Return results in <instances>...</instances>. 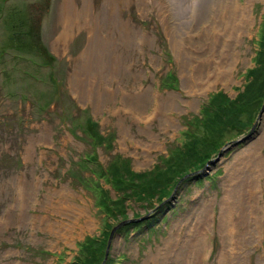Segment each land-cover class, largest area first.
<instances>
[{
	"label": "rangeland",
	"instance_id": "374dc122",
	"mask_svg": "<svg viewBox=\"0 0 264 264\" xmlns=\"http://www.w3.org/2000/svg\"><path fill=\"white\" fill-rule=\"evenodd\" d=\"M84 1L102 37L90 46L99 50L88 66L97 55L111 75L93 79L82 66L75 77L88 91L80 98L70 78L90 39L85 26H74L55 46L65 0H0V264H68L78 242L103 238L106 250L109 234L110 264H217L223 207L240 213L235 201L257 180L264 209V99L240 117L245 125L222 131L217 151L181 181L188 159L171 153L188 127L204 134L191 120L211 93L235 98L248 69L264 63L256 56L264 0H71L79 22ZM232 2L246 8L249 22L233 44L231 80H190L216 55L210 36L222 31L215 23ZM157 170L167 177L151 205L137 191L112 189L116 174H144L138 183L145 185ZM120 212L134 227L115 232ZM262 227L248 264L264 252Z\"/></svg>",
	"mask_w": 264,
	"mask_h": 264
},
{
	"label": "bare ground",
	"instance_id": "6f19581e",
	"mask_svg": "<svg viewBox=\"0 0 264 264\" xmlns=\"http://www.w3.org/2000/svg\"><path fill=\"white\" fill-rule=\"evenodd\" d=\"M85 2L86 1H84V3ZM105 2H108V0H105ZM113 3H115V0H113ZM87 4H88L87 2L84 4L85 6H83V9L81 11V14L83 15V18L85 20L83 22H79V19H76L75 18L76 16L73 13V4L71 0H65L62 6L63 7L62 11H61L62 31L61 33L58 34V36L56 37V41H55V46L57 48L62 47L61 45L65 44L67 40V36L69 35L68 32L70 33L74 26L76 27L85 26L87 28L88 36L90 39L89 45L86 46V49L82 52L81 57H79L80 55L78 56L80 59L77 58L78 60L76 61V63L77 62L79 63V60H80V63L79 64L75 63L76 65L74 67V73L71 76L72 78H70L72 81L71 83L72 88H73L72 90L77 92L80 98H85L84 92L88 91L86 89L83 92L80 89L82 88L81 81H79L75 77V74L82 68V66L84 65L87 66L86 68L89 70L90 74H92L91 77L93 79H97V80L100 79L102 81L103 80L105 81L106 80L105 78L111 75V74L106 75L105 70H107V67L104 70V68L100 66L102 62L101 60L97 59L98 58L97 55L95 56V59L92 58L94 59V63L88 66L89 61L91 60L89 57L91 56V53L96 54L98 53V50H99L97 43L94 45V50H92L93 45H92V49H90L91 48L90 46L91 44H94V42L101 40L102 37L99 36L100 35L99 33H97L98 19H91L90 14L92 13L91 12L92 9L88 7ZM236 4L237 3L235 2L230 3L229 5L225 7L227 8L226 12L224 13L222 12V14L224 15L223 16H220V14L218 15V17L220 16L219 18L222 19V21L220 23L217 20L218 23H215V25H217L222 31L216 33L215 35L210 36V42L212 43L214 47L213 51L215 52L216 55H211V57L214 56V58L213 59L211 58L209 62L203 61V63H200L199 66H197V68L194 70L195 74H193V77L192 78L189 77L190 80L192 79L203 80L205 78L204 80L206 82H213V83L217 80L224 81V82L231 80V69L234 68L235 62L238 61V60L236 61L238 57H237L236 51L233 50V44H234V41L236 40L235 38H237L239 34L246 32V28L244 27H246V24H248L249 22L248 12L246 8H241L239 7V5L237 6ZM213 43H215L216 46ZM217 46L225 47L227 51L224 53L220 52L219 50L216 49ZM179 49H181V47H179ZM100 71H101V74L99 75L98 72ZM94 86L90 84L88 88L91 89V87H94ZM87 96L88 98L89 97L92 98L91 93L90 94L87 93ZM94 97H96V95H94ZM137 100L139 101L140 97ZM259 161L260 160H258V158L255 156V164H254L255 168L262 165L260 164ZM258 185H259L258 181L257 180L254 181L252 188L248 189L247 190L248 192L246 191L247 196H244V198L240 197L241 199L240 201H239V198H238V201H235V202H238L240 206H242L240 213H238L237 215L235 216L233 215L234 211L232 208L233 206L232 204L231 206H229V204H226L223 207L221 218H220L222 219V221H221V224L219 225V230H221L222 245L219 250L220 252L218 256L216 257L217 264H248L249 262L248 253L250 252L249 250L251 249L249 247L250 246L254 247V245L259 244L261 242L260 240L262 238V232H263L262 224L264 221V209L258 200L259 199L258 195L261 192V188ZM235 191L236 189L234 191H230L229 193L227 192L228 193L227 195L231 196V193L235 194ZM201 242H202L201 243L202 247L200 249V252L205 253L204 250L206 248L207 242L205 243V241L203 240ZM255 259L257 260L258 264L264 263V252L259 253L257 255V258ZM202 263H203V260L202 262L200 261V263L197 262L195 264H202Z\"/></svg>",
	"mask_w": 264,
	"mask_h": 264
},
{
	"label": "trees",
	"instance_id": "16d2710c",
	"mask_svg": "<svg viewBox=\"0 0 264 264\" xmlns=\"http://www.w3.org/2000/svg\"><path fill=\"white\" fill-rule=\"evenodd\" d=\"M258 49L256 53L257 58H264V32L262 39H260ZM260 63L261 62H258L257 67L248 69L246 74L247 78H249L246 80L248 82L243 86V90L235 98L230 99L226 94L221 92H215L209 95L205 104L199 108L198 115L191 120L193 121L191 122L193 126L197 125L204 129V134L195 136L190 127L182 131L183 136L187 137V139L182 143L180 149L178 148L171 153V157L177 158L176 161H179L180 158H185V160L188 159L189 164L186 167L187 169L184 168L179 172L177 180H180L188 173L197 172V170L212 157L210 154L215 150L217 151L216 148L218 143L216 144V141L219 139L220 133L228 128H233V126L245 125V123L240 120V117L247 112L251 113L252 106L257 105L259 102L258 100L264 99V63ZM261 70H263V72ZM103 138L105 137H99L100 140ZM207 147L212 149L206 153L204 149ZM170 165L171 163L168 162L167 166ZM159 171L160 170H157L155 173H152L154 175L152 179L154 183L149 181L145 185L143 183L139 185L140 183H138V179L142 180L144 174L135 175L136 179L134 180L133 175L135 173L130 171L124 180L120 179L123 181L122 183L118 179L120 175L116 174L111 181L112 189L118 192L122 190V192H125L124 195L127 196H129L132 191L134 193L137 191V197L144 198L145 202L151 205V198L157 195L158 192L156 190L161 186L160 184L164 181L163 179L167 177L164 175L167 171L163 173ZM195 176L197 175L195 174ZM117 214L121 216L120 218L122 220L120 219L116 222L115 226H119L116 228L115 232L129 225H133L134 227L132 222H123V220L126 221L127 215L125 216L123 212ZM112 218H115L114 215L111 216V219ZM103 240V238L98 239V237H86L84 241L78 242V251L74 260L68 264H110L113 259L109 256L105 259V246Z\"/></svg>",
	"mask_w": 264,
	"mask_h": 264
},
{
	"label": "water",
	"instance_id": "95a60500",
	"mask_svg": "<svg viewBox=\"0 0 264 264\" xmlns=\"http://www.w3.org/2000/svg\"><path fill=\"white\" fill-rule=\"evenodd\" d=\"M124 222V221H123ZM111 238V235L109 234V238L107 239L106 241V250L104 251V256H105V259H106V255H107V250L109 249V246H108V242H109V239Z\"/></svg>",
	"mask_w": 264,
	"mask_h": 264
}]
</instances>
